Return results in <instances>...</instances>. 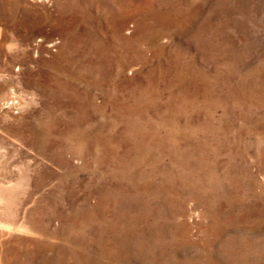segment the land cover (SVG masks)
I'll use <instances>...</instances> for the list:
<instances>
[{
    "label": "rangeland",
    "instance_id": "rangeland-1",
    "mask_svg": "<svg viewBox=\"0 0 264 264\" xmlns=\"http://www.w3.org/2000/svg\"><path fill=\"white\" fill-rule=\"evenodd\" d=\"M0 264H264V0H0Z\"/></svg>",
    "mask_w": 264,
    "mask_h": 264
}]
</instances>
